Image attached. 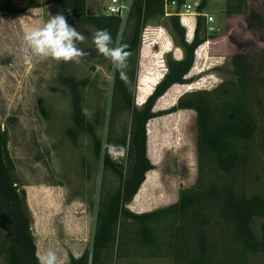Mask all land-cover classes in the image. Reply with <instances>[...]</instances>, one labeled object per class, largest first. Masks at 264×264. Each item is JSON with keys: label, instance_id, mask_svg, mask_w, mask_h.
Wrapping results in <instances>:
<instances>
[{"label": "rangeland", "instance_id": "obj_1", "mask_svg": "<svg viewBox=\"0 0 264 264\" xmlns=\"http://www.w3.org/2000/svg\"><path fill=\"white\" fill-rule=\"evenodd\" d=\"M25 1L0 0V3L22 4ZM88 8L97 13L98 0H88ZM225 8L226 0H209L204 13L213 15L211 25L216 30L207 29L208 39L196 50L195 63L187 75L191 84L173 85L155 104L154 110L159 115L149 120L147 128V153L153 168L138 195L128 204L135 212L171 205L178 201L181 190L195 184L200 164L197 114L192 109L169 111L179 96L191 88L196 89L189 91L212 89L223 81L234 79L232 55L237 52L250 57L249 108L258 124L251 145L247 187L250 193L264 195V0H248L240 13L228 14L223 12ZM251 9L262 16L261 25L249 19ZM30 10L38 15L30 16ZM30 10L0 13V123L8 131V146L17 176L27 191L33 232L35 228L45 231L50 243L65 253L72 241L84 248L91 246L101 197L119 183L111 170L103 169V155L108 153L105 142H117L114 138L129 129L131 119L128 113L122 112L116 115L114 122L110 121L113 80L109 81L108 76L113 68L108 58L95 51L93 33L96 28L92 24L68 22L86 37L78 45L88 53L80 63L41 57L25 59L22 51L24 31L46 21L52 14L63 13L56 4ZM176 10L170 9L171 12ZM189 29L191 34L193 26ZM144 39L147 41L143 43ZM192 39L193 36L189 40ZM142 43L135 87L138 106L145 102L167 72V59L183 57L182 48L173 39L167 16L156 17L146 24ZM133 68L134 65L128 66L129 71ZM71 75L88 80V85L82 88L83 108L88 110L86 116L90 121H95V114L99 116L95 127L103 141L101 155L96 154L87 132L69 131L74 128L67 81ZM81 219L83 234L79 236L76 229ZM263 222L264 217L253 221L258 237H261ZM217 234L213 240L221 245L220 234ZM138 247L130 245L131 249L126 252L134 256H117L113 264L134 261L173 264L172 257H152ZM0 264H5L4 260L0 259ZM249 264H264V253L250 255Z\"/></svg>", "mask_w": 264, "mask_h": 264}, {"label": "trees", "instance_id": "obj_2", "mask_svg": "<svg viewBox=\"0 0 264 264\" xmlns=\"http://www.w3.org/2000/svg\"><path fill=\"white\" fill-rule=\"evenodd\" d=\"M178 12L186 0H176ZM165 0H134L130 18L123 31L122 42L131 53L126 68L127 80L119 72L113 79L110 121L118 113L130 115V127L110 143L127 146V158L116 162L103 155V169L111 170L118 185L100 200L92 243L79 257L70 254L68 264H113L119 256L133 257L130 245L139 246L152 257H172L175 264H249L250 255L264 253V222L261 237L253 229V221L264 217V195L250 193L247 177L251 161V145L258 124L249 108L251 89L250 57L247 53L232 55L234 79L212 89L191 88L177 99L169 112L192 109L197 114L199 169L195 184L181 190L177 202L154 210L135 212L128 204L136 197L153 168L147 153L149 120L159 114L156 102L175 84H191L187 75L195 63L197 48L208 39L206 17L208 0H201L195 31L176 13L165 15ZM248 0H226L225 12L240 13ZM47 4L58 5L69 23L92 24L96 31L107 29L115 40L122 21L89 11L88 0H26L22 4L0 3L1 12L25 13ZM71 8L69 13L67 9ZM167 16L174 41L182 48L183 57L167 59V72L145 102L138 106L135 87L142 31L156 17ZM249 19L263 23L254 9ZM129 65H134L132 71ZM74 128L87 132L96 154L101 155L103 141L95 122L83 112L82 88L87 79L68 76ZM133 87V88H132ZM134 89V90H133ZM149 122V123H148ZM110 139H113L112 137ZM8 131L0 123V259L5 264H40L33 232V216L27 202V191L19 181L9 150ZM135 199V198H134ZM220 234V243L214 242ZM129 246V247H128ZM128 264H140L137 261Z\"/></svg>", "mask_w": 264, "mask_h": 264}, {"label": "clouds", "instance_id": "obj_3", "mask_svg": "<svg viewBox=\"0 0 264 264\" xmlns=\"http://www.w3.org/2000/svg\"><path fill=\"white\" fill-rule=\"evenodd\" d=\"M32 15H38L35 10H30ZM70 13L71 8L67 9ZM85 35L70 25L63 13L52 14L46 21L27 28L22 36L23 54L26 60L33 57L51 58L56 61L80 63L88 55L78 45L85 41ZM122 35L114 40L107 29H99L93 33L95 51L111 61L113 72L108 76L109 81L119 72L120 78L127 80L126 68L131 53L128 45L122 42ZM85 115L88 110L83 109ZM40 264H59V257L55 251L48 250L41 254L37 251Z\"/></svg>", "mask_w": 264, "mask_h": 264}, {"label": "built area", "instance_id": "obj_4", "mask_svg": "<svg viewBox=\"0 0 264 264\" xmlns=\"http://www.w3.org/2000/svg\"><path fill=\"white\" fill-rule=\"evenodd\" d=\"M134 0H98L100 8L97 13L95 14H102L106 16H117L121 19V29L120 35L123 33L126 24L130 18V14L132 11ZM201 0H194L192 2H185L183 4L182 10L180 9L178 12H171V8L177 9V1L176 0H165L164 3V10L165 15H170L176 13L180 16L182 22H190L193 24V30L195 31L196 24H197V17L200 15L198 11V6ZM206 17V27L208 31H215L216 28L211 25L214 21L213 15H209L204 13ZM105 148L110 155V157L115 160L116 162H122L127 158V146L114 144L110 142H105ZM89 264H92L91 262Z\"/></svg>", "mask_w": 264, "mask_h": 264}, {"label": "crops", "instance_id": "obj_5", "mask_svg": "<svg viewBox=\"0 0 264 264\" xmlns=\"http://www.w3.org/2000/svg\"><path fill=\"white\" fill-rule=\"evenodd\" d=\"M186 1L191 2L189 0H186ZM224 11L225 10H223V12ZM78 224H79V228L76 229V233L79 236H82L83 219H81L78 222ZM35 229H36V232H34V235H35V242L37 245V251L39 250L41 254L47 252L48 250L55 251L57 256L59 257V264H68L70 261V254H73L74 256L79 257L80 255H82V253L86 249L82 245L78 244L77 242L72 241V242H69V245L67 246V250L64 253L62 249L58 250L59 248L57 249L54 244L50 243L49 235L45 231L42 232V230L40 231L39 228H35ZM173 264H175L174 260H173Z\"/></svg>", "mask_w": 264, "mask_h": 264}]
</instances>
